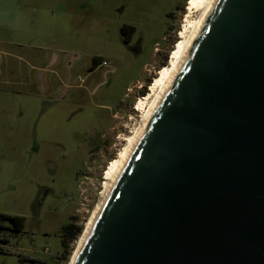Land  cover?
Segmentation results:
<instances>
[{"label":"water","instance_id":"water-1","mask_svg":"<svg viewBox=\"0 0 264 264\" xmlns=\"http://www.w3.org/2000/svg\"><path fill=\"white\" fill-rule=\"evenodd\" d=\"M74 257L264 264V0L215 1Z\"/></svg>","mask_w":264,"mask_h":264},{"label":"rangeland","instance_id":"rangeland-1","mask_svg":"<svg viewBox=\"0 0 264 264\" xmlns=\"http://www.w3.org/2000/svg\"><path fill=\"white\" fill-rule=\"evenodd\" d=\"M185 3L0 0V213L25 217L22 232H0L9 240L0 242V264H31V259L54 264L57 258L71 264L104 190L109 165L140 125L137 106L176 51L190 0L178 13ZM123 22L135 27L133 44H138L132 52L118 40ZM74 54L84 62L97 55L108 63L105 86L94 101L84 98L83 111H73L65 125L50 90ZM148 68L151 79L144 82ZM139 82L143 87L136 86ZM99 103L110 110L98 109ZM100 136L110 143L101 145ZM100 145L101 150L89 154ZM48 162L66 170L53 175ZM39 186L54 193L35 215ZM70 223L78 234L63 249L62 230Z\"/></svg>","mask_w":264,"mask_h":264},{"label":"flooded vegetation","instance_id":"flooded-vegetation-1","mask_svg":"<svg viewBox=\"0 0 264 264\" xmlns=\"http://www.w3.org/2000/svg\"><path fill=\"white\" fill-rule=\"evenodd\" d=\"M187 2L188 0H186V3ZM186 3L184 4V6L179 8L178 13L184 10V8L186 7ZM174 22L169 26L168 28L169 31L174 30V27H172L175 25ZM118 31H119L118 40L122 44V46L128 52L134 51L135 45L138 44V41L133 44L135 27H133L131 24L123 22L119 26ZM82 61L83 60L80 55L74 54L72 56V59L67 61L64 71L63 73H61L63 77H58V81L56 85L52 86V90H50V94H51L50 96H52L51 103L53 104L54 108H58V111L61 114L60 120H62L65 125L71 120V117H72L71 115L75 113L73 111H77V110H79L80 112L83 111L82 106H83L84 98L86 99L89 98L90 100L94 101L96 94L101 90V88L105 86L104 68L108 62L104 60L102 57H98L97 55H91V57H89V60H86V62L83 61L84 63H82ZM53 66L54 64H52V68ZM147 73H148V77L144 80V82H147L148 80L151 79L152 72L150 68H148ZM136 86L143 87V85H140V82ZM69 91L73 93L72 97L70 96ZM129 91L132 92V88H130ZM144 92H145V89L143 93ZM130 102L131 100L128 102V104ZM122 106L124 105L122 104L119 108H121ZM72 107H74L75 109L71 111ZM96 107H98V109H101V110L103 109V111L110 110L109 109L110 106L106 104H102V103L97 104ZM113 115L114 114L112 113L111 118L113 117ZM105 136H100L99 138L101 141V145L103 146L105 144L108 145L110 143L109 141H106L104 139ZM101 145L94 149L92 148L91 150H89V154L91 155L92 153L101 150V147H102ZM63 158H65V156H63ZM48 164L50 165L49 166L50 173L53 175L62 173L66 170L65 165L61 167L59 165L57 167L56 163L54 162H48ZM54 179L55 178H53L52 180L53 182L55 181ZM51 193H54V190L49 186H39L38 187L37 192L35 194L34 204H33L35 215L40 214L41 208L45 200ZM12 217H17L19 220L23 222L25 221V217H22V216H12ZM70 224H73V223H70Z\"/></svg>","mask_w":264,"mask_h":264},{"label":"bare ground","instance_id":"bare-ground-1","mask_svg":"<svg viewBox=\"0 0 264 264\" xmlns=\"http://www.w3.org/2000/svg\"><path fill=\"white\" fill-rule=\"evenodd\" d=\"M215 1L216 0H190L189 11L184 19L185 24L182 25V30L179 33V41L176 46V51H174L169 65L164 68L160 76L154 80L153 84L150 86L148 94L140 101L137 106V109L142 113L140 125L136 130H134V134L126 139V146L118 154L116 160L109 165L104 182V190L101 192L99 203L95 209L91 221L86 227L83 237L80 239L78 249L75 254H77L79 248L82 246L89 230L91 229L95 217L97 216L116 178L120 174L141 132L143 131L147 122L150 120L153 112L158 107L176 74L180 70L190 50L191 44L200 31ZM194 13H198V16L193 18L192 14ZM74 259L75 257H73L72 260Z\"/></svg>","mask_w":264,"mask_h":264},{"label":"trees","instance_id":"trees-1","mask_svg":"<svg viewBox=\"0 0 264 264\" xmlns=\"http://www.w3.org/2000/svg\"><path fill=\"white\" fill-rule=\"evenodd\" d=\"M24 229V222L19 220L17 217H12L9 215L1 214L0 213V232L4 231L7 233H20ZM76 227H74L73 224H69L67 226L63 227L62 230V247L63 249L66 247V242L68 241H74L77 237L78 232L76 231ZM0 242L3 244H7L9 240L3 236H0ZM2 251V248L0 247V252ZM58 260L60 258H57ZM53 261L54 264H60L63 260L60 261ZM21 262L25 261L23 259H20ZM31 264H46L48 262L41 261V260H33L31 259L29 261Z\"/></svg>","mask_w":264,"mask_h":264},{"label":"built area","instance_id":"built-area-1","mask_svg":"<svg viewBox=\"0 0 264 264\" xmlns=\"http://www.w3.org/2000/svg\"><path fill=\"white\" fill-rule=\"evenodd\" d=\"M45 252L47 253L48 252V250H45ZM46 264H50V263H46ZM61 264V263H60Z\"/></svg>","mask_w":264,"mask_h":264}]
</instances>
